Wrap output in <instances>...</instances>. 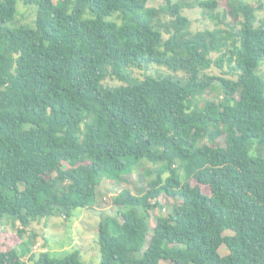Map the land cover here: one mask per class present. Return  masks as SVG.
<instances>
[{"label": "trees", "instance_id": "obj_1", "mask_svg": "<svg viewBox=\"0 0 264 264\" xmlns=\"http://www.w3.org/2000/svg\"><path fill=\"white\" fill-rule=\"evenodd\" d=\"M148 1L38 0L30 29L0 0V218L20 235L70 219L94 208L103 180L146 162L145 188L122 190L119 217H101L99 264H264V3L226 0L222 18L218 0H198L216 28L192 32L184 3ZM152 65L170 73H131ZM215 82L217 102L203 98ZM160 195L176 204L148 241ZM30 245L0 264H83L77 249Z\"/></svg>", "mask_w": 264, "mask_h": 264}, {"label": "rangeland", "instance_id": "obj_2", "mask_svg": "<svg viewBox=\"0 0 264 264\" xmlns=\"http://www.w3.org/2000/svg\"><path fill=\"white\" fill-rule=\"evenodd\" d=\"M16 3L17 16L16 24L33 29L35 28L36 20V2L38 0H31L32 2L26 3L25 0H14ZM57 3L59 0H53ZM180 1L185 4L183 15L187 17L191 26L192 32L202 30H212L216 28L215 22L210 19L204 10L198 8L196 1L198 0H172V2ZM253 6H257L259 2L264 3V0H242ZM219 7L215 13L223 18V14L227 10L226 0H218ZM164 5V0H149V7H159ZM264 15V11L260 13V16ZM225 22H231L230 15H227ZM221 27H224L221 26ZM217 54H212V58H216ZM132 75L140 80H143L145 76L151 75L158 77L157 75H168L170 72L159 66H150L146 70H132ZM212 76L224 77L222 72L213 67L207 72ZM259 73L264 78V64L261 65ZM105 85L116 86L121 85L120 82L107 78L104 81ZM213 90L210 91L209 96H205V99H211L218 101L221 98L222 92L215 82L213 84ZM151 167L148 163L142 162L139 168H133L129 175H124L120 181L103 180L96 192L95 206L90 210H76L73 213V217L65 219L63 216H55L49 219H43L39 222L32 223L24 233L20 235L22 226L14 222L10 217L3 216L0 218V252H7L15 248H19L24 242H30L31 253L39 255L41 252H50L56 255L59 253L79 250L80 260L83 264H99L100 250L97 238V228L101 220V217L111 216L119 217L121 209L117 208L113 204V197L119 194L122 190L128 189L133 193L137 190L145 188L146 180L143 177V171ZM192 186H196V181H191ZM201 191L205 195H210L209 188L207 186H201ZM159 205L163 207V210L154 209L150 212L149 216V234L148 241L151 238L152 230L156 224V219L159 214L166 215L171 207L176 204V201L172 198L160 195L157 199ZM154 202V201H152ZM226 235H231V232H225ZM147 245L145 246V248ZM221 256L227 255L228 251L223 245L219 249ZM27 256L24 260H27ZM31 263V262H29ZM161 264H173L170 261H161Z\"/></svg>", "mask_w": 264, "mask_h": 264}]
</instances>
